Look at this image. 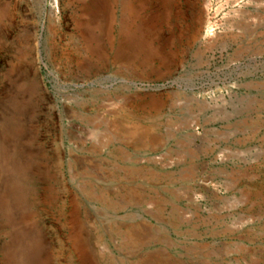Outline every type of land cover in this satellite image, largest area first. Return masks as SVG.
<instances>
[{
  "label": "rangeland",
  "instance_id": "obj_1",
  "mask_svg": "<svg viewBox=\"0 0 264 264\" xmlns=\"http://www.w3.org/2000/svg\"><path fill=\"white\" fill-rule=\"evenodd\" d=\"M234 1L0 0V264H264V0Z\"/></svg>",
  "mask_w": 264,
  "mask_h": 264
},
{
  "label": "bare ground",
  "instance_id": "obj_2",
  "mask_svg": "<svg viewBox=\"0 0 264 264\" xmlns=\"http://www.w3.org/2000/svg\"><path fill=\"white\" fill-rule=\"evenodd\" d=\"M241 0H235L234 3H239ZM239 9V8H238ZM203 19V18H202ZM212 35V34H211ZM193 127V126H192ZM116 128V127H115ZM148 128V127H147ZM151 131V130H150ZM126 133V136L128 138H130L131 140L133 141H136V140H146V139H149V134H148V130L143 127V126H140V125H132L130 127L127 128V131L125 132ZM114 136V135H113ZM113 136L110 134L108 136H106V141H112L114 138ZM191 136H194V135H191ZM195 137V136H194ZM197 139V138H196ZM126 140V138H125ZM189 140V139H188ZM192 142V140H191ZM193 143V142H192ZM185 145V144H184ZM196 148V147H195ZM188 152V151H187ZM189 153V152H188ZM172 163V162H171ZM162 166V165H161ZM115 170V169H114ZM188 171V170H187ZM190 173H187V174H183V176H188ZM194 174V172H193ZM243 174V173H242ZM192 179V178H191ZM188 180V179H187ZM91 181V180H90ZM205 182V181H204ZM203 182V183H204ZM207 182V181H206ZM212 186V184L210 185ZM227 186V185H226ZM228 187V186H227ZM231 187V186H230ZM253 192V191H252ZM251 192V193H252ZM264 192V191H263ZM262 192V193H263ZM253 194V193H252ZM248 196V195H247ZM201 197V196H200ZM259 197V196H258ZM260 198V197H259ZM244 199V198H243ZM246 199V198H245ZM262 200V199H261ZM259 201V199L257 200V202ZM238 202V201H237ZM104 203V202H103ZM241 203V202H240ZM245 203V202H244ZM149 204V203H148ZM236 204V203H235ZM228 205V204H227ZM153 206V205H152ZM256 218V217H255ZM241 221V220H240ZM124 238V237H123ZM122 240V239H121ZM126 240V239H125ZM124 242V241H123ZM123 246V245H122ZM238 249V248H237ZM212 252V251H211ZM198 253V252H197ZM216 253V252H215ZM208 254V253H207ZM223 254V253H222ZM206 255V254H205ZM207 256V255H206ZM149 257V256H148ZM157 258V257H156ZM253 258V257H252ZM144 259V258H143ZM202 262V261H201ZM205 264H207L206 262H203ZM203 263H200V264H203Z\"/></svg>",
  "mask_w": 264,
  "mask_h": 264
}]
</instances>
